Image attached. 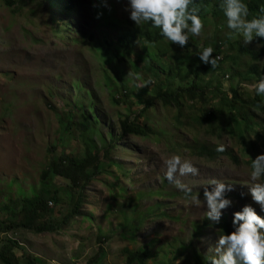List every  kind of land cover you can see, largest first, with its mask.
<instances>
[{"label":"rangeland","instance_id":"obj_1","mask_svg":"<svg viewBox=\"0 0 264 264\" xmlns=\"http://www.w3.org/2000/svg\"><path fill=\"white\" fill-rule=\"evenodd\" d=\"M39 1L32 0L30 4L28 0L29 7L12 13V9L0 0V207L6 205V198L30 197L32 190L39 189L40 178L49 164L50 155L63 153L82 158L84 145L78 125L83 121V115L91 123L88 135H83L102 153L104 147L109 148L110 139L119 136L120 120L139 107L138 100L142 101L151 95L147 85L141 83L143 77L136 80L130 66L119 64L123 76L132 81L128 86L134 89L136 96H133V104L128 111L127 103L130 100L124 99L122 102L116 85L112 87L113 82L108 78L113 77L112 73L104 69H111V64L107 65L104 59L116 54L112 47L120 34L130 27H136L124 11L126 0H108L110 10L115 12L114 29L94 23L92 14L96 12V7L93 5L98 7L101 0H78V3H82L78 10L82 12L81 19L66 8L70 5L69 0L41 4ZM81 22L85 24L83 35L94 32L98 37L102 33L101 43L88 49L65 42L55 35L56 24L64 26ZM212 32L215 39L219 40L226 35L222 29L208 24L201 37H209ZM103 41L107 42L104 44ZM141 43L139 41L137 45ZM253 45L254 42L248 46ZM159 46L161 51L177 48L166 39L156 48ZM135 52L140 54L142 50L137 48ZM137 63L141 71L142 64ZM155 67L160 68V64L155 63ZM112 69L116 70L114 62ZM217 80L222 84L228 78L218 72L213 73L203 78V86L209 84L214 87ZM189 81L190 78L183 75L179 83ZM113 98L120 102L114 103ZM82 101L86 105L80 104ZM168 113L172 117L175 111H166L158 104L149 112L151 126L158 137L125 136L111 142L109 160L115 163L114 166L110 165L111 175L102 174L99 180L91 181L83 189L82 209L85 208L87 215L85 221L79 216L66 230H59L55 234L13 231L8 236L17 241L26 253L44 264H85L99 251L101 257L98 256V264H125L127 256L124 249L135 251L145 244L154 245L153 250L156 251L146 264H178L177 261L180 264H200V256L204 257L209 248L215 246L219 228L207 220V208L203 203L198 205L186 198L175 185L164 179L166 161L173 154H178L199 169L196 176H179L177 173V178L191 187L194 193L200 192L201 200L204 188L213 179L234 185L235 191L229 193L234 205L222 217L231 223L232 213L251 202L250 195L243 199L240 196L241 192L247 194L248 187L253 183L250 179V164L245 163L244 159H255L264 148L257 144L255 153L247 154L242 152L241 146L233 145L234 141L226 134L217 139L205 134L204 129H200L199 136L191 128L182 127L179 131L174 128L175 122ZM69 114L72 115L71 121L68 120ZM67 122L71 123L69 130L65 128ZM195 135L200 140L211 142L212 145L223 144L225 148L238 153L237 164L225 156H220L215 162L191 156L190 150L184 149L183 145L190 144ZM109 160L104 159V163ZM116 165L124 168L127 175H123ZM105 180L108 186L102 182ZM46 183L58 193V197H67L64 194L67 188L61 179L50 178ZM110 184L115 191L119 187L124 188L126 198L112 195ZM159 190L162 194H154ZM164 192L169 193L170 197L163 196ZM138 194L142 198L134 202ZM155 203L163 206L161 214L147 217L135 243L122 238L120 212L129 215L133 211L129 222L133 229H137L141 219L138 213L148 214ZM60 206L66 207L63 202ZM253 206L257 208L258 214L264 215L259 212L258 205ZM98 237H102L100 242ZM105 238L107 240L104 242ZM194 253L199 255L195 259ZM25 263L26 258L23 257L18 264Z\"/></svg>","mask_w":264,"mask_h":264},{"label":"trees","instance_id":"obj_2","mask_svg":"<svg viewBox=\"0 0 264 264\" xmlns=\"http://www.w3.org/2000/svg\"><path fill=\"white\" fill-rule=\"evenodd\" d=\"M202 2L197 0L196 7L200 11L205 26L213 24L214 27L222 29L226 34L228 31L225 27L226 18L218 4L214 5L213 10L209 12L204 10L209 0H202ZM3 3L12 9V13H16L17 10H22L21 6L26 5L27 0H3ZM247 5L248 7L252 6L249 8L250 15L248 17L251 19L264 9V0H251L248 1ZM98 13H102V15H100L97 24L114 29L116 20L114 10L103 9L100 11L96 9V17ZM55 28L58 30L60 27ZM92 33L88 35L87 39L82 37L77 40L76 44L78 43L79 47L83 46L91 49L92 46L101 43L102 33L98 37L95 36L94 32ZM213 35L212 32L209 37L204 39L201 36L198 38L192 37L184 50L176 46L175 49L161 51L160 46L158 48L156 46L165 38L159 35V29L151 28L147 24L134 28L130 27L120 34L112 47L116 50V54L112 55V58L107 57L104 59L107 65L111 64V71L104 69L113 75V77H106L112 80V87L116 85L117 91L123 98L122 102H124V99L130 100L127 103L128 111H130L129 107L133 104V96H136L134 89L128 86V83L132 81L123 76L119 64L130 66L132 75L136 80L143 77L141 83H144L150 89V97L142 101L138 100L137 105L139 107L120 120L119 136L111 138L109 148L104 147L102 153L101 149H96L87 141L85 135H88L87 132L90 131L91 123L90 119L83 115V121L78 125L84 145L82 158L77 159L63 153L50 155L49 164L43 170L40 178V187L37 190H32V196L5 199L6 205L0 207V264H18L23 257L26 258L25 264H44L41 260L26 253L17 241L8 236L9 232L24 231L34 234H55L59 230H66L79 216L82 221H85L86 211H84L85 208L82 209V203H84L83 189L91 181L99 180L102 174L111 175L110 167L115 164L109 160L111 142L125 136L147 138L153 135L158 137L151 126L152 121L149 117V112L157 104L166 111H175L172 115L173 118L169 115L170 113L167 115L171 120L173 119L175 122L173 126L178 128L179 131L182 130V127H187L197 131L196 134L199 136L200 129L202 131L204 129L205 134L217 139L226 134L234 141L232 142L233 145L241 146L242 152L247 154L255 153L257 144L264 148V118H260V116L264 117V108L256 106L259 101L264 100V97H257L254 95V90L250 91L242 86L243 83L251 85L257 82L260 76L264 74V46H258L261 44L260 38H257L254 41V47H251L244 46L237 38L228 39L225 35L219 40L215 39V35ZM139 41L142 42L141 45H137ZM106 42L103 41L104 44ZM209 45L216 50L213 55L220 57L218 66L215 69H211L210 65H204L197 57L202 46ZM137 48L142 50L140 54L135 52ZM113 62L116 70L112 69ZM137 62L142 64L141 71ZM155 63H159L160 68L155 67ZM105 70L103 71L104 76L106 75ZM217 72L222 76L226 75L228 81L221 84L220 80H217L214 87H210L209 84L203 86V78ZM183 75L188 76L190 81L184 84L179 83ZM148 81H151V83H147ZM226 84L228 85L227 88H225ZM113 101L114 103L120 102L117 98H113ZM80 104L86 105L84 101ZM88 108L92 109L91 106ZM68 120H72L71 114L68 115ZM65 124H67L65 128L69 130L71 123L67 122ZM161 132L166 134L165 131ZM216 147L217 145L200 140L196 135L190 144L183 145L184 149L190 150L191 156L194 158L215 162L219 160L220 156H225L226 159L237 164L240 156L238 153H234L233 150L227 148L223 153H218L215 150ZM52 150H55V148L52 147ZM259 153H264V151ZM104 159L109 161L104 163ZM244 162L251 164L249 158L244 159ZM116 166L122 171L123 175H127L124 168L119 165ZM50 178L62 180L63 186L67 188L66 191L64 190L66 198L58 197V193L48 186L46 181ZM111 178L117 179L113 176ZM102 182L106 186L109 184L107 180ZM112 186L110 184L111 188H113ZM117 194L121 197L124 196V199L126 198V191L122 187H119L117 191L114 188L112 189V195ZM154 194H162V191H156ZM163 196L170 197V194L164 192ZM141 198L142 195H136L134 202ZM62 202L66 207L60 206ZM159 207L155 203L149 212L159 215L158 212L161 210ZM120 214L122 215L121 237L127 238L133 243L137 240L136 233L139 232V227L137 229L132 228L129 222L132 220L130 214L127 215L123 211ZM138 216H141L139 222L141 225L146 216L143 212L138 213ZM89 219H91L90 216ZM218 227L226 233L232 231V226H229L226 222L221 221ZM2 235L5 236L2 237ZM100 238L102 237H98V242H100ZM106 240L107 238L104 239V242ZM153 246L149 244L146 245L147 248L143 246L135 251L124 249V254L127 256L125 264H146L151 256L149 250ZM100 253L101 251L90 257L85 264H98ZM198 256L197 253H194V259ZM203 263L202 258L200 264Z\"/></svg>","mask_w":264,"mask_h":264},{"label":"clouds","instance_id":"obj_3","mask_svg":"<svg viewBox=\"0 0 264 264\" xmlns=\"http://www.w3.org/2000/svg\"><path fill=\"white\" fill-rule=\"evenodd\" d=\"M47 1L54 3L55 0H40L39 4ZM69 1L70 5L66 8L72 10V14L81 19L82 12L78 10L82 3H78V0ZM198 1L203 3L202 0ZM248 1L251 0H209L204 10L210 9L211 11L214 5L218 4L226 18L225 27L228 30L226 33L228 39H240L243 45L247 46L260 38L261 44L258 46H264V9L249 19V8L252 6L248 7ZM31 2L32 0H30V4ZM196 3L197 0H126L124 11L128 13L129 20L134 22L135 26L147 24L151 28L159 29L160 36L170 41L172 45L184 50L191 38L200 37L205 28L204 20L201 18ZM26 5L29 7L28 0ZM26 5L21 6L22 9L26 8ZM93 7L100 11L106 8L110 10L108 0H101L98 7L97 5H93ZM19 11L21 10L16 12ZM95 13L92 16L94 23H97L102 13H98L97 17ZM54 27H60L58 30L56 28L54 30L58 38L74 45H78L76 41L82 37L86 39L88 37L86 34H82L85 31V24L82 22L78 24L69 23L64 26L56 24ZM215 51V48L210 45L202 46L197 57L201 63L210 65L211 69H215L220 59V57L213 55ZM147 83H151V81ZM242 86L250 91L254 90L255 96L264 97V74L260 76L257 82ZM227 87L226 84L225 88ZM256 106L264 108V100L259 101ZM215 150L218 153H223L225 146L218 144ZM250 160V179L253 183L251 187H248V193L241 192L240 196L243 199L246 195H250L251 202L244 204L239 211L232 213L231 223L222 217L224 212L234 205V201L229 196V193L235 191L234 185L225 183L220 179H213L209 182V186L204 188L203 200H201L200 192L194 193L191 187L177 178V173L179 176L189 174L196 176L199 174V169L190 160L182 158L178 154H173L166 161L164 179L169 184L175 185L178 190L184 193L186 198L196 204L203 203L207 208V220L211 221L212 224L218 227L222 221L232 226V231L229 233L218 227L215 246L209 248L204 257H201L204 261L203 264H264V215L258 214L257 208L253 206L258 205L259 212L264 213V153L257 155L255 159L250 158ZM162 207L160 206L159 209ZM144 215L146 218L143 224L146 223L147 217L156 216L150 212ZM143 224L140 225L139 231ZM136 235L138 236V233ZM146 245L143 246L146 247ZM153 248L154 246L149 250L151 256L156 254ZM177 262L180 264V261Z\"/></svg>","mask_w":264,"mask_h":264}]
</instances>
